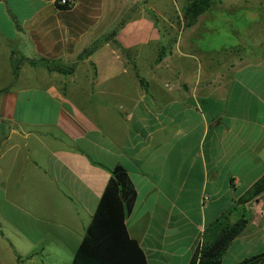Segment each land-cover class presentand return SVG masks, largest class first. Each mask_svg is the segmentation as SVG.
Instances as JSON below:
<instances>
[{"label":"crops","instance_id":"obj_1","mask_svg":"<svg viewBox=\"0 0 264 264\" xmlns=\"http://www.w3.org/2000/svg\"><path fill=\"white\" fill-rule=\"evenodd\" d=\"M133 3L0 0V264H72L117 166L147 264H189L223 214L248 224L220 264L264 252V24L161 42Z\"/></svg>","mask_w":264,"mask_h":264},{"label":"trees","instance_id":"obj_2","mask_svg":"<svg viewBox=\"0 0 264 264\" xmlns=\"http://www.w3.org/2000/svg\"><path fill=\"white\" fill-rule=\"evenodd\" d=\"M214 0H189L184 7L185 27H191L197 17L210 10ZM69 10L70 7H59ZM162 55H158L157 62ZM49 70L66 73L70 69L50 66ZM256 189L249 191L246 198L252 197ZM136 199L135 189L127 171L115 167L106 184L92 220L74 254L72 264H147L145 256L137 242L127 233L126 219L133 210ZM248 220L243 215L237 221L230 222L227 214L211 227L219 232L210 242L202 244L198 254L189 264H220L230 243L246 228ZM237 264H264V252L247 258Z\"/></svg>","mask_w":264,"mask_h":264},{"label":"rangeland","instance_id":"obj_3","mask_svg":"<svg viewBox=\"0 0 264 264\" xmlns=\"http://www.w3.org/2000/svg\"><path fill=\"white\" fill-rule=\"evenodd\" d=\"M132 1V0H128ZM133 7L125 11V22L131 17L150 20L157 29L161 42L175 39L180 27H185L183 17L184 7L189 0H133ZM251 7V20L254 27L264 24V0H214L207 14L214 16L216 20V37L220 42L226 41V35L231 23L239 21L233 17L237 11ZM213 11V13H212ZM247 9V16H248ZM252 27V25H251ZM217 40V42H219ZM161 48L158 53L162 54Z\"/></svg>","mask_w":264,"mask_h":264},{"label":"built area","instance_id":"obj_4","mask_svg":"<svg viewBox=\"0 0 264 264\" xmlns=\"http://www.w3.org/2000/svg\"><path fill=\"white\" fill-rule=\"evenodd\" d=\"M57 8L59 7H71L73 0H52Z\"/></svg>","mask_w":264,"mask_h":264}]
</instances>
